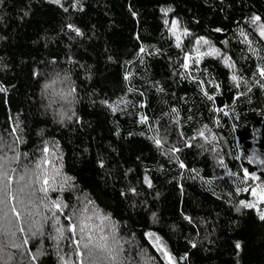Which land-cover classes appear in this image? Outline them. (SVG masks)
Listing matches in <instances>:
<instances>
[{
	"label": "trees",
	"instance_id": "obj_1",
	"mask_svg": "<svg viewBox=\"0 0 264 264\" xmlns=\"http://www.w3.org/2000/svg\"><path fill=\"white\" fill-rule=\"evenodd\" d=\"M62 2L67 13L48 0H0V86L7 90L0 92V163L8 161L14 195L27 184L23 209L16 205L21 218L9 213L10 228L0 230V264H32L28 252L40 248L37 264H63L58 253L67 264H88L82 244L76 257L72 233L55 239L67 221L52 222L53 199L70 205L66 212L81 210L74 222L88 226L94 243L104 235L109 246L119 239L122 264H169L161 247L173 264H264V221L255 209L240 208L252 185L242 169L264 180V164L254 160L264 161V78L257 72L264 67V0ZM253 15L261 21L251 23ZM199 37L208 43L197 44ZM199 45L208 49L197 56ZM212 49L219 55L206 54ZM54 70L76 89L70 120L45 108L43 84ZM18 153L27 155L13 160ZM54 169L55 191H39L37 178ZM20 175L25 180L17 184ZM37 227L44 235L33 238Z\"/></svg>",
	"mask_w": 264,
	"mask_h": 264
},
{
	"label": "snow or ice",
	"instance_id": "obj_2",
	"mask_svg": "<svg viewBox=\"0 0 264 264\" xmlns=\"http://www.w3.org/2000/svg\"><path fill=\"white\" fill-rule=\"evenodd\" d=\"M49 3L51 4H55L60 6L61 8H63L64 12H68L69 8L64 7L62 0H48ZM80 0H74V2L72 3L71 7L72 8H76L77 5H79ZM82 10V8L80 9ZM171 9H161V12L164 13L165 15H167L168 12H170ZM25 15H27V13H25ZM133 15L135 16L136 13L133 12ZM251 23L253 24H257L258 22L261 21V17L253 15L251 18ZM164 23L167 25L169 23L168 20H165ZM172 27L173 29L176 26V21L173 20L172 22ZM67 27L69 28V30L76 32L77 35H82L81 31L79 28H77L75 25L69 23L67 25ZM171 30V29H170ZM216 31H220L219 29H217ZM184 34L187 35V30H184ZM241 35H244L243 32H241ZM259 35L264 38V24H260V31H259ZM245 39H247V37H245ZM201 41H203L205 44H207L208 42L204 39V37H199L196 41L197 44H199ZM177 47H180V43H179V38H178V42H177ZM141 52H144L145 49L142 47L140 49ZM215 53L216 55H219V51L216 49H212V52L210 53H206V54H212ZM188 53H185V63L183 65V67L185 69H187L189 67L188 64ZM225 62L227 63L228 61V57H224ZM199 61H197L198 63ZM257 72L259 73V76L261 78H264V67H258L257 68ZM125 79H128V76H125ZM232 80H237V77L235 75L232 76ZM201 84H203V81H201ZM52 85L49 83H46L44 85V89L47 90L51 87ZM261 87H264V84L260 85ZM7 90L0 86V92H6ZM76 89L74 87L70 88L69 91L67 93H61V99H65L67 100L69 96H72L73 93H75ZM249 91H251V89H249ZM205 95L207 96V98L209 100H212L213 97L211 95H208L207 92H205ZM102 103L107 104L110 108H112L113 111H116L117 109L112 107L111 104H108V101H102ZM173 111H175V109H173ZM73 115H75V113H73ZM63 118V117H62ZM68 119L70 120L71 117H68ZM147 120V117H142L141 122H145ZM206 127V126H205ZM19 128V125L17 124L16 127H14L12 129V134L15 135L17 130ZM199 136H204V132L200 131L198 133ZM193 139H195V137H193ZM214 139V137H213ZM16 140L19 141L20 137L17 136ZM156 143L157 146H159L161 144V140L160 139H155L154 141ZM186 146H191L190 144L186 145ZM169 151L171 152H178L180 151V149L178 148H173L170 149ZM212 151H215V148L212 149ZM43 152L45 154H47L49 152V148L47 147V144H45L44 148H43ZM21 155H27V153L24 154H17L16 156L12 157L13 160L15 161H20V156ZM256 160L262 164H264V161H260L259 157H256ZM249 162H252V158H249ZM45 164H49L50 161H48L47 159L44 160ZM220 165L224 166V159L221 157L220 161H219ZM8 161L5 159L3 161V163H0V230H5V229H9L11 224H12V217L9 216V213H12L15 218L17 220H19L22 216V211H18L16 205H20L21 208L23 209L24 206V199L22 198L21 194H23L25 192V188L27 187V184H25L23 187H19L18 189H16V193L17 194H13V176L9 175L8 172ZM20 165L18 164V167ZM101 166H103V163L101 162ZM37 169L41 167V165L39 163L36 164L35 166ZM54 167V166H53ZM179 167L180 168H185V164L180 161L179 162ZM12 172H16L17 169L13 168L11 170ZM55 171V175L52 176H48L47 174L44 175L42 182L40 181V178H37V182L41 183V187L39 189V191L47 194L50 190L51 191H55V187L54 185L56 184V176L59 175V169H54ZM243 171V177L242 180L244 182H247L248 180H259L260 177H258L256 175L255 172H249V170L247 168L242 169ZM25 172H28V168L27 166H25ZM235 175V174H233ZM30 179V178H29ZM71 177H65V182H67L68 180H71ZM25 180V176L24 175H20L18 177V179L16 180V183L19 184L20 181H24ZM145 182L148 183L149 187H151V183L148 180L147 177H145ZM64 190V185H61V191ZM249 189H237V192L240 191H248ZM252 192V195L254 198H256L254 201H245V200H241L240 201V208H248V209H255L258 215V218L261 221H264V183L258 184L256 185V187L251 188L250 189ZM35 189L32 190V192L29 194L30 196L35 195ZM130 191L135 192L136 190L133 188ZM123 195V193H122ZM11 201H15V204H10ZM29 202H31L29 200ZM41 203H44L43 199H41ZM51 206L54 209L53 211V216H52V222L54 224H60L61 221V217H63V219L65 221H67L66 226L62 225L61 227H57L56 232L58 233V236L55 237V239L57 240H61V239H67L68 237L65 235V233H72V238H71V243L76 245V249H75V254L76 257L79 259L82 255L81 251H80V245H83V248L87 250V255L85 257V259L88 260V264H122L121 262V254L123 252V248L120 245V241L119 239H116L115 236H113V242H112V246H109L107 241H108V236L104 235L101 236L99 238V241L94 243V238L89 235L85 229L86 227H88L87 225L84 224V222L82 220H80L79 225L77 223H75L74 221L79 220V215L78 213H80L81 210L79 209H73L70 212H66V209L70 208V205L64 203L63 200L60 199H53L51 200ZM89 204L92 203L91 201L88 202ZM44 207L48 208L49 205L48 204H44ZM87 206H85V210H86ZM240 209L238 208L237 211H239ZM98 212V210H97ZM49 218L45 217V220L47 221ZM88 219H91V217H88ZM103 220H109L108 216H104L102 217ZM185 219H190L189 217H185ZM77 227H79V231H80V238L77 239L76 238V229ZM113 232H115V226H113ZM19 232L23 233L25 230L23 227H20L18 229ZM31 231V230H30ZM12 235L15 236V232H12ZM44 233L42 231L41 228L37 227L35 231H31V236L37 237V236H43ZM148 236H154L153 233H148L146 234ZM85 237H87V240L85 241ZM156 241L159 242V237H156ZM24 245H27L29 243V239L25 238L24 240ZM13 247H19V245H12ZM196 245L193 244L192 247H195ZM236 248L240 249L241 248V244L239 241L236 242ZM160 251L163 252L164 256L168 259L169 264H173V258L171 256L170 253H168L164 248H160ZM45 254V250L43 248H40L37 250L36 253H32L31 251L28 252V255L31 256L32 259V264H37L38 258L42 255ZM58 257L59 260L61 262H63V264H67V261L65 260V257L63 256H59L58 253ZM185 257H181V259H184ZM9 259H12V257L10 256ZM81 264H83V262H81Z\"/></svg>",
	"mask_w": 264,
	"mask_h": 264
},
{
	"label": "rangeland",
	"instance_id": "obj_3",
	"mask_svg": "<svg viewBox=\"0 0 264 264\" xmlns=\"http://www.w3.org/2000/svg\"><path fill=\"white\" fill-rule=\"evenodd\" d=\"M171 31L177 38H179L178 36H180V32L179 30H177L176 27L174 29L171 28ZM259 31H260V26H259ZM207 49L208 48L205 49L204 46L199 45V47L195 48L196 55L200 56L202 53L207 52ZM46 83H49L52 85L47 90L44 89V85ZM72 87H73V83L71 79L68 80L66 78V75H64L63 72L60 70L52 71L49 75V79L43 84V99L45 103V108L52 115L55 114L57 117H59V119H61L62 117L65 118V117H70V116H73V117L76 116V112L73 107V101L76 99V95H75L76 91L75 93H73L72 96H69L67 100L61 99V96H60L61 93H67L69 89ZM62 107L65 109H62ZM61 110H63L64 113L61 112ZM73 113H75V115H73ZM254 160H256V158ZM259 166H262V165H259ZM261 183H264V180H260V179L256 181L252 180V185L250 189L256 187V185L261 184ZM255 199L256 198L253 197L252 192L250 190L249 199L247 201L251 202V201H254Z\"/></svg>",
	"mask_w": 264,
	"mask_h": 264
}]
</instances>
